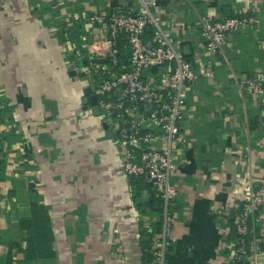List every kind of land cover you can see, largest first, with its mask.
<instances>
[{"label": "crops", "instance_id": "1", "mask_svg": "<svg viewBox=\"0 0 264 264\" xmlns=\"http://www.w3.org/2000/svg\"><path fill=\"white\" fill-rule=\"evenodd\" d=\"M156 1L163 20L192 27L175 39L191 47L186 56L201 75L211 59L195 27L201 17L260 21L233 30L211 77L191 86L181 130L188 144L171 175L172 264H225L233 204L250 175L264 179V97L238 85L264 73V0ZM136 8V0H0V264L147 260L157 235L155 191L125 176L111 127L85 103L95 94L83 73L98 26L89 19ZM41 208L52 231L47 256L32 228ZM257 227L264 242V208Z\"/></svg>", "mask_w": 264, "mask_h": 264}, {"label": "built area", "instance_id": "2", "mask_svg": "<svg viewBox=\"0 0 264 264\" xmlns=\"http://www.w3.org/2000/svg\"><path fill=\"white\" fill-rule=\"evenodd\" d=\"M136 1V9L89 19L98 26L88 45L83 73L93 83L97 107L104 111L103 121L121 149L125 176L133 182L144 178L164 204L162 230L153 239L150 259L143 264H167L176 223L170 207L178 194L171 175L176 152L188 144L181 132L188 92L202 75L211 77L213 59L224 54L233 30L260 21L255 17L223 21L201 17L195 27L200 30L202 50L211 58L201 75L175 39L177 30L192 27L174 19L163 20L155 11L156 0ZM94 59H107V63L96 64ZM238 85L246 94L264 97L263 72L239 79ZM233 205L235 216L229 224L236 238L227 246L225 264H264V242L256 231L264 208V179L259 182L250 175L239 202Z\"/></svg>", "mask_w": 264, "mask_h": 264}, {"label": "trees", "instance_id": "3", "mask_svg": "<svg viewBox=\"0 0 264 264\" xmlns=\"http://www.w3.org/2000/svg\"><path fill=\"white\" fill-rule=\"evenodd\" d=\"M188 58V57H187ZM190 60V58H188ZM191 61V60H190ZM151 201H150V206L151 208L154 209L155 214L157 215V223H156V227H155V231H153L154 233H152V237L154 234H159L162 230L163 227V201L162 199H160L157 195L156 192L154 193V195H152L151 197ZM170 211L173 213L174 212L171 210ZM47 211L44 208H41L39 210H37V215H35V219L38 222V224L35 222V225H32V228H35V230L38 232L39 236H38V240H37V247L39 248V250L45 248L46 251L44 253H42L44 256H47V249L49 247V245L52 242V231H51V227H50V220L49 217L47 216ZM175 217V215H174ZM30 227V226H29ZM258 227H256V231H257ZM231 239H235L236 238V232L235 230L232 231L231 233ZM36 248V246H35ZM37 248V249H38ZM148 258L150 259L151 254L148 253L147 254ZM167 264H172L171 260H170V254L167 258Z\"/></svg>", "mask_w": 264, "mask_h": 264}, {"label": "water", "instance_id": "4", "mask_svg": "<svg viewBox=\"0 0 264 264\" xmlns=\"http://www.w3.org/2000/svg\"><path fill=\"white\" fill-rule=\"evenodd\" d=\"M149 31H151V29H149ZM190 52H191V47H189V46L185 47L184 53L187 56L190 55ZM92 62L96 63V64H106L107 63V59H94ZM83 64L85 65V62ZM90 94H91V91L88 90L87 91V96H89ZM97 102L98 101H97V97L96 96H92V97L90 96L89 98L87 97V99H85V103L86 104L89 103L91 106H93L94 107V113L97 116H99L100 115V109H99V107H97ZM103 127H104V129L107 130L109 128V125L107 123H104ZM113 137H114L113 132L112 131L108 132V138L111 139ZM234 216H235V212H232L231 213V220L234 219Z\"/></svg>", "mask_w": 264, "mask_h": 264}, {"label": "rangeland", "instance_id": "5", "mask_svg": "<svg viewBox=\"0 0 264 264\" xmlns=\"http://www.w3.org/2000/svg\"><path fill=\"white\" fill-rule=\"evenodd\" d=\"M98 119H99V121H101V122L105 119L104 111L101 113L100 116H98ZM229 226H230V225H229ZM226 260H227V257H226ZM226 260H225V261H226Z\"/></svg>", "mask_w": 264, "mask_h": 264}, {"label": "flooded vegetation", "instance_id": "6", "mask_svg": "<svg viewBox=\"0 0 264 264\" xmlns=\"http://www.w3.org/2000/svg\"><path fill=\"white\" fill-rule=\"evenodd\" d=\"M101 112V111H100ZM102 113V112H101Z\"/></svg>", "mask_w": 264, "mask_h": 264}]
</instances>
